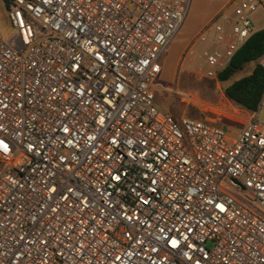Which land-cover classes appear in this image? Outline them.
Wrapping results in <instances>:
<instances>
[{
    "label": "built area",
    "instance_id": "2783aa9c",
    "mask_svg": "<svg viewBox=\"0 0 264 264\" xmlns=\"http://www.w3.org/2000/svg\"><path fill=\"white\" fill-rule=\"evenodd\" d=\"M4 1L0 264H264V94L236 136L157 103L191 0ZM263 29L232 0L184 60L217 78Z\"/></svg>",
    "mask_w": 264,
    "mask_h": 264
},
{
    "label": "rangeland",
    "instance_id": "374dc122",
    "mask_svg": "<svg viewBox=\"0 0 264 264\" xmlns=\"http://www.w3.org/2000/svg\"><path fill=\"white\" fill-rule=\"evenodd\" d=\"M231 1L191 0L183 24L162 57L163 71L156 80L159 85L156 89V99L162 109L177 118L210 119L236 136L243 128L241 122L250 117V112L227 98L225 90L234 81L250 74L256 63L247 64L243 71L236 73L229 81L222 82L218 78H208L204 75L198 53L193 56L191 54L189 60H184L201 32ZM7 13L5 1L0 0V28L5 37L9 38L14 30L8 21ZM35 29H38L37 24ZM235 117L241 122L231 121V118Z\"/></svg>",
    "mask_w": 264,
    "mask_h": 264
},
{
    "label": "trees",
    "instance_id": "16d2710c",
    "mask_svg": "<svg viewBox=\"0 0 264 264\" xmlns=\"http://www.w3.org/2000/svg\"><path fill=\"white\" fill-rule=\"evenodd\" d=\"M263 55L264 29L253 34L217 77L222 82L229 81L247 64L256 63L250 74L234 81L225 90L227 98L250 112L258 109L264 94V68L257 63Z\"/></svg>",
    "mask_w": 264,
    "mask_h": 264
},
{
    "label": "crops",
    "instance_id": "0c3cea01",
    "mask_svg": "<svg viewBox=\"0 0 264 264\" xmlns=\"http://www.w3.org/2000/svg\"><path fill=\"white\" fill-rule=\"evenodd\" d=\"M247 112H250V111H247Z\"/></svg>",
    "mask_w": 264,
    "mask_h": 264
}]
</instances>
